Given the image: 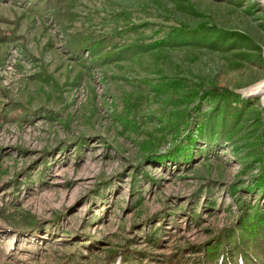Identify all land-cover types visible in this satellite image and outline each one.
<instances>
[{"label": "rangeland", "instance_id": "obj_1", "mask_svg": "<svg viewBox=\"0 0 264 264\" xmlns=\"http://www.w3.org/2000/svg\"><path fill=\"white\" fill-rule=\"evenodd\" d=\"M263 82L260 0H0V264H264Z\"/></svg>", "mask_w": 264, "mask_h": 264}, {"label": "bare ground", "instance_id": "obj_2", "mask_svg": "<svg viewBox=\"0 0 264 264\" xmlns=\"http://www.w3.org/2000/svg\"><path fill=\"white\" fill-rule=\"evenodd\" d=\"M257 93H260L263 96V100H264V82L262 83V85H260V87L258 88Z\"/></svg>", "mask_w": 264, "mask_h": 264}, {"label": "trees", "instance_id": "obj_3", "mask_svg": "<svg viewBox=\"0 0 264 264\" xmlns=\"http://www.w3.org/2000/svg\"><path fill=\"white\" fill-rule=\"evenodd\" d=\"M213 90H214V92H228V90L221 89V88H214Z\"/></svg>", "mask_w": 264, "mask_h": 264}, {"label": "water", "instance_id": "obj_4", "mask_svg": "<svg viewBox=\"0 0 264 264\" xmlns=\"http://www.w3.org/2000/svg\"><path fill=\"white\" fill-rule=\"evenodd\" d=\"M261 1V3L264 5V0H260Z\"/></svg>", "mask_w": 264, "mask_h": 264}]
</instances>
